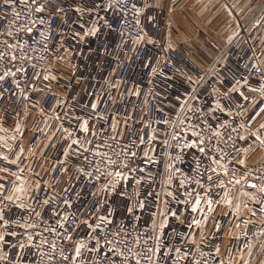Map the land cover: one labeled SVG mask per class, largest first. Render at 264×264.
<instances>
[{"label": "built area", "instance_id": "1", "mask_svg": "<svg viewBox=\"0 0 264 264\" xmlns=\"http://www.w3.org/2000/svg\"><path fill=\"white\" fill-rule=\"evenodd\" d=\"M46 2L48 0H39L41 4ZM132 3L138 8H143L145 3L150 6L144 8L140 16H136L131 9ZM60 4L65 11L59 18L53 19L51 38L48 40L49 49L57 50L53 54L43 46L44 37L49 36V29L39 24L40 16H47V13L37 14L33 8L21 5L19 0H16L14 10L8 9L4 5V0H0V33H4L0 35V51L5 50L3 40L8 39L10 43L19 42L17 56L21 55L22 50L29 57L28 62L18 60L16 64V67L22 64L28 67L27 76L18 73L15 81L9 77L0 82V93L3 94V99L0 100V126L12 132L17 126H24L11 144L16 149L22 147L27 133L32 135V144L43 146L41 150L35 152L31 168L36 173L43 167L52 170L40 175L43 177L42 184L52 183V190H45L49 197H57L52 207L66 197L62 188L68 187L71 195L66 198L72 200L73 209H65L60 203L59 206L64 211L69 213L74 211L78 216L81 214L86 216L94 208L97 209L96 214L105 213V210L112 213L109 216L112 224L102 225L105 232L101 234V243L104 244V237H107L113 239L114 247L123 249L126 254L131 248L141 259V264H174V251L170 255L169 249L174 250L177 247H182L183 251L191 250L196 259L201 260V264L204 259L208 260V264H229L230 261L231 264H264V235H260L264 232V214L257 212L255 217L250 213L238 216L232 210H227L226 215L216 213L211 215L204 229L203 241L197 242L200 252H195L191 236L199 229L194 226L190 229L189 224L193 217L195 219L202 217L199 213L190 214V204H186L185 201L194 203L199 194L202 197L201 209L206 212L203 203L206 193L204 189L187 181L186 189L178 187L179 181L185 179L188 174H191V178L201 179L194 171L199 153L195 149H185L183 154L179 151L184 139L190 138V132L186 137L184 131L187 128V117L191 116L188 109L203 107L210 111L219 98L215 89L223 91L224 87L233 85L240 87L249 97V101L244 104L248 109L246 113L238 108H234V111L241 112L247 117L255 111V108L250 106L251 101L256 100L259 105V94L249 92L247 87H244V81L247 80L252 87H257L258 82L264 83L260 81V72L254 68L257 64L264 68V11L251 29L239 22L236 32L231 36L232 42L227 41L222 47H213L214 55L208 59V65L201 68L191 59L192 48L188 44L181 43L172 48L168 47V34L171 29L166 23L165 14L157 11L154 0H128L126 6L117 4V0H60ZM110 4L113 7H109ZM77 7L83 9V12H76L74 9ZM13 11L19 12L20 16H14ZM149 17L153 18L147 21L146 18ZM32 19H36L37 23L31 24ZM9 20L12 21L11 28L5 27ZM25 25L33 28L30 35L22 30ZM94 27L98 31L92 35L90 30ZM9 30L15 33L13 37L6 36ZM42 31L44 37L40 36ZM163 31L164 36L161 34ZM236 33L238 35H235ZM36 40L40 43H34ZM149 40L153 42L149 43ZM57 57H68L71 69L57 68L55 66ZM30 64H35L36 68H32ZM6 68L15 71V67L10 63L0 62V74ZM153 68L157 70L155 75L152 72ZM35 73H39L41 79L33 80L32 76ZM45 74L50 77L56 76L52 84L51 78L43 80ZM220 81L224 82L223 85ZM16 82H19L20 89L16 88ZM32 84L44 91L34 90ZM55 87L62 88L63 92L56 91ZM137 90L140 92L138 97L129 94ZM185 101H188L187 105ZM92 104H97L95 111L91 107ZM100 115L105 116V119L101 121L94 119ZM216 115L221 116L219 112ZM57 116L60 119L57 120ZM83 119L89 120V128L97 132L96 136L80 131ZM221 119L225 118L221 116ZM226 119L231 121L232 117ZM236 119L240 121L241 117L237 116ZM180 121L185 122L182 124ZM111 124L119 126L122 139L113 141L110 138L115 134L111 131ZM64 129L68 131L65 132ZM165 132L168 133L167 136ZM68 133L72 135L69 136ZM173 133L182 139L180 141L172 139ZM86 136L93 141L91 146L85 143ZM73 139H79L83 147L72 144ZM101 141L110 146H102L101 150L107 152L113 159H116V154L121 152L122 148L125 151L129 149L135 151L137 156L134 163L145 171L128 173L127 169H123L128 179L126 182L116 181L115 192H100L99 185L93 184L87 177L73 180L69 186L61 174V182L56 183L53 176L62 168H69L70 175L75 177L78 167L91 171L93 161H99L106 172L114 173L117 168L107 166L106 161L92 154V148ZM249 142H252L251 138ZM231 145L232 142L228 141L227 154L222 161L228 168V175H222L223 169H220L221 176L212 173L213 188L207 195L212 196L214 206L226 191V188L215 186L221 181V177L224 183L227 179L232 181L240 179L246 184L248 181H254L257 185H264V155L257 161H252L250 157L253 152L245 151L244 141L236 142V146L241 149L239 152ZM85 147L89 148V151L85 152ZM220 147L225 148V144L221 142ZM256 147L257 145L255 149ZM65 152L68 153L67 157L64 156ZM145 152L157 162H145L143 155ZM0 154L14 156L15 152L9 154L7 148L0 145ZM177 155H181L183 163L175 160ZM65 159L67 163H62ZM236 160H245L247 167L236 163ZM172 162H175L181 172L175 174L172 185L169 186L167 179L171 172L167 166ZM25 163L26 159L22 157L21 166L23 167ZM120 163L121 160L116 159V164ZM207 164L208 161L204 160V165ZM0 166L5 165L0 162ZM200 171L205 173V178L201 179V183L205 184L206 168L201 167ZM134 178L141 179L142 183L137 185ZM113 180L114 175H105L100 183L107 187ZM165 190L172 191L178 198L169 199V204L179 219L170 216L167 225L161 228L157 215ZM137 192L139 197L136 195ZM149 193L151 195H148ZM97 201L103 205L102 209L97 207ZM141 201L144 204L143 211L138 207ZM119 207L121 211L118 212ZM8 215L20 223L36 222L35 217L29 219L26 211L15 207ZM213 222L220 225V231L215 230ZM39 223V228L29 232L13 225L18 236L7 237L8 243L0 245V251L6 256L0 260V264H15L14 258L17 255L21 258V264H35L41 261L36 246L40 245L42 239L55 242L59 247L63 237L54 236L46 231V226H56V218L45 211L44 219ZM237 224L240 225L239 228L235 226ZM230 229L233 231L225 252H220L219 256H216V247H222ZM36 232L42 235L36 236L32 241L33 246H26L22 253L18 252V248L11 247L14 239L18 243L27 244V235ZM87 232L88 230L81 226L77 235L85 238ZM112 233H119V236L114 238ZM137 237L139 247L136 246ZM183 237L188 239L185 240ZM152 248L159 249L155 255L147 251ZM41 250L48 251L47 244ZM243 253L244 257L240 258ZM84 259L91 264V256L86 251L82 254V260ZM116 259L119 260L118 257ZM176 264L185 262L177 261Z\"/></svg>", "mask_w": 264, "mask_h": 264}, {"label": "snow or ice", "instance_id": "2", "mask_svg": "<svg viewBox=\"0 0 264 264\" xmlns=\"http://www.w3.org/2000/svg\"><path fill=\"white\" fill-rule=\"evenodd\" d=\"M19 3L23 5L25 8H33L35 13L37 14H44L47 13V16L41 15L39 18V24L41 26H47L49 29V36L44 37V32H40V36L44 37V48L55 54L56 49H49L48 47V40L51 38V28H52V21L53 19L59 18L61 13H64V8L60 4V0H48V2L41 4L39 0H19ZM16 0H4V5L8 9H15ZM117 4L121 6H126L128 4V0H117ZM147 3L143 5V8H138L135 3L131 4V9L133 10L136 16H140L144 10V8L149 7ZM159 7V5H156ZM109 7H113V5H109ZM76 12H83V9L77 7L74 9ZM12 14L16 17L20 16V13L17 11H13ZM7 18V15L6 17ZM37 20L32 19L31 24H36ZM139 23V20H137ZM12 21L9 20L5 27L11 28ZM83 27V25H81ZM22 30L27 32L29 35L33 32V28L30 26H23ZM98 31L97 28H92L90 30V34L95 35ZM0 35H4V33H0ZM15 33L9 30L6 33L7 37H13ZM235 35H238L236 33ZM233 37H229L228 42H232ZM152 40H149V43H152ZM34 43L39 44L40 41L36 40ZM5 50L0 51V62H4L5 64H11L15 67V71L11 68H6L5 71L0 74V82H4L9 77L15 78L19 73L22 76L28 75V67H25L23 64L20 67H16L17 61H29V57L23 53L21 50V55L17 56L16 51L18 48L17 43H10L8 39L3 40ZM25 46L27 43L25 42ZM169 48H172V44L169 43ZM43 58V57H41ZM58 59H62V57H57ZM32 68H36L35 64H30ZM254 68L260 72V81H264V68H261L259 64L254 65ZM156 68L152 69L153 74L156 73ZM56 79V76H49L45 74L43 76V80L47 81L49 79ZM33 80L41 79L39 73H35L32 76ZM223 81H220V84L223 85ZM237 85H239V81H237ZM17 89H20L19 82L15 83ZM31 87L39 92H43V89H37L35 84H32ZM244 87H247L249 92L258 93L260 96L259 105L256 100H252L250 106L255 108V111L245 117L241 112L234 111V108L243 109V112L246 113L248 111L247 108L244 107V104L249 101V97L245 95V92L241 90L240 87L233 85L224 87L223 91L220 89H215L217 96L219 97L215 101V106L211 107L210 111H206L203 107L197 108H189L188 111L191 112V116L187 117V128L184 129L185 136H188L190 132V138L184 139L182 146L180 147L179 151L183 154L185 149H195L199 153V159L196 160L195 165V173L201 179L205 178V173L201 172V167L206 168V183L202 184L201 179H194L191 178V174L185 176V179L179 181V188L186 189V181L188 183H193L198 187L204 189L206 193V198L203 199V203L206 207V212L201 209L202 197L198 194L194 200V203L185 201L186 204H190V214L192 213H199L202 219H195L194 217L189 224V228L191 229L193 226L196 229L200 230V240L201 242L204 239V229L209 222V218L211 215H214L216 212V207L223 206L226 209L235 208L237 214L240 212V204H233V200L230 198L229 193L224 191L223 196L215 202L210 194L213 188V175L212 173H216L217 176H221L220 169H223V176L228 175V168L225 164L222 163L224 160V156L226 153V148L228 146V141L232 142V147L237 151H241L239 147L236 146L237 140L244 141L247 143L248 149L253 147V143L258 142L261 148H264V123H260L258 127L253 130L252 124L255 122L257 118L264 114V83L258 82L257 87H252L247 80L244 81ZM7 91V90H5ZM130 95L139 96L140 92L134 91L129 93ZM236 94V95H234ZM3 99V94L0 93V100ZM28 99V97H25ZM188 101H185V105H187ZM35 106V105H34ZM92 109L95 111L97 108V104L91 105ZM183 111V108L181 109ZM219 112L222 117L225 119H221V116H217L216 113ZM240 116L241 120L237 121L236 117ZM227 117H232V120L229 121L226 119ZM56 119H60L59 116ZM77 119H80L77 117ZM94 119L97 121H101L105 119V116H95ZM179 119V117L177 118ZM185 121H180V123H184ZM167 123V121H165ZM111 131L115 133L111 135L110 138L113 141L118 139H122V135L119 132V126L117 124H111ZM125 127H127V123H125ZM175 127V125H173ZM2 130V129H0ZM16 131H20L19 126H17ZM67 132V129H64ZM80 131L85 134H89L91 136H96L97 132L93 129L89 128V120L83 119L80 123ZM225 132H227V137H225ZM235 134V135H234ZM69 136L72 133H68ZM168 133L165 132V136ZM194 138V139H193ZM253 141V143H248L249 139ZM13 140L16 138L13 137ZM141 142L143 138L141 137ZM172 139L180 141L182 139L181 136L173 133ZM2 141V138H0ZM5 148H7V152L9 154L14 153L15 155H8V154H0V162L3 163L5 166H0V245H4L8 243L7 237L16 238L18 233L13 229V225L17 228L23 229L25 232H29L32 229H36L40 227V223L44 219V212L47 211L52 217L56 218V226L48 225L46 226V231L51 233L54 236H61L63 237L59 247L55 242H49L47 240L42 239L40 241V245L37 247L38 256L41 261L35 262V264H89L87 259L82 260V254L86 251L91 256V264H141V259L138 255L134 254L132 249L129 248L127 250V254L125 251L119 247L113 246V239H108L104 237V244L101 243V234L105 232V228L102 225H111L112 221L109 219V216L112 215L110 212L96 214L97 209L94 208L90 211L86 216L84 214L77 215L76 212H66L62 209L59 204L62 203L65 209H73V202L72 200L66 198L70 196L71 193L69 192L68 187H63L62 191L66 194V197L59 201V203L55 204V207H52L53 203L57 200V197H49L45 190H52V183L47 182L42 184L41 181L43 177L40 176L39 173H36L31 167L27 169L29 173H32L33 179L32 182L29 183V179L24 176L25 168L21 166L22 164V157L24 156V148L19 147L18 149L14 148L13 146L9 145L6 141H2ZM221 142L225 144V148H221ZM85 143L89 146L93 144L91 139H88L87 136L85 137ZM166 143V142H165ZM72 144L81 145L79 139H73ZM103 147H110L106 144V142L101 141V143H97L94 148H92V154L95 157H98L100 160L106 161L107 166L115 167L117 170L113 172H106L104 168L101 167L99 161H93V168L91 171H86L83 167H78L76 169L77 176L73 177L70 175V169L64 167L60 170V172L55 173L53 179L56 183H60V176H63L67 180V184L69 186L72 185L73 180H77L81 177H87L93 184L99 185L100 192H115L117 184L116 181H127L128 176L125 174L123 169H127L128 173L133 172H144L143 168H138L134 160L137 156L135 151H125L123 148L121 152L116 154V159L121 160L119 165L116 164V159H113L112 156H109L107 152L101 150ZM71 145H69V148ZM84 151H89V148L85 147ZM247 151V150H245ZM68 153L65 152L64 156L67 157ZM145 162H153L156 163L157 161L152 160L151 157L148 156V153L145 152L144 154ZM169 159L172 160V157L169 156ZM175 160L180 161L183 163L181 155H177ZM204 160L208 161L207 165H204ZM231 162V161H230ZM62 163H67L65 159ZM236 163L247 167L245 160H236ZM171 174L168 176L167 184L169 186L172 185L173 178L176 173L181 172V169L176 167L175 162L170 163L168 166ZM13 168L15 170H13ZM45 171H52L50 169H45ZM105 175H114L115 180L110 182V184L106 187L105 184L100 183L101 179ZM245 182H247V178L245 177ZM134 182L139 185L142 183L141 179L134 178ZM232 182V181H229ZM235 184H241L240 179H236L234 181ZM218 188L225 189L226 184L223 182L221 177V181L215 185ZM247 187L249 189L255 190L254 192L250 191H243L242 195L247 197L248 200L252 203L253 207H248L247 204L244 205L245 210L250 213L251 216L255 217L257 212L260 214H264V185H257L256 183H247ZM43 193V195H42ZM137 197H139V192L136 193ZM148 195H151L149 193ZM167 195L170 196L173 200H177V196L172 191L167 192ZM191 195V193H188ZM131 199V197H128ZM167 203V201H165ZM259 206L258 208L256 206ZM15 207L26 211L29 215V219L35 217L36 222L32 223H20L19 220H15L14 218L10 217L8 213L11 209ZM97 207L103 208V205L97 201ZM138 207L141 211L144 209L143 202L138 203ZM39 209V210H38ZM131 211V209H128ZM172 217L177 216L176 212L170 213ZM222 214H227L224 212ZM183 222V221H182ZM250 222V221H248ZM83 226L85 227L88 232L86 233L85 238H81L77 235V231L79 228ZM237 228L240 227L239 224L235 225ZM213 227L216 231H220V225L213 222ZM95 233L96 235L93 236L92 234ZM42 235V233L36 232L30 235H27L26 240L27 244L25 243H18L15 241L12 242V248H18V252H23L26 246L31 247L32 241L35 239L36 236ZM260 235H264V232H261ZM112 236L115 238L119 236V233H112ZM183 239L187 240L188 237H183ZM94 241V242H93ZM118 243V241H117ZM47 244L48 251H43L41 248ZM136 246L139 247V238L137 237ZM192 246L195 249V252H200V248L197 245L196 236L192 234ZM158 248L148 249L147 251L151 252L153 255L158 251ZM174 251V264L177 261H184L185 264H201V260L196 259L195 255L191 250L183 251L182 247H177L174 250L169 249V254H173ZM220 248L216 247L215 255L219 256ZM202 255H206L203 254ZM119 258L117 261L116 258ZM5 257L0 256V260H3ZM15 264H21V258L17 255L15 258ZM151 260V257H149ZM203 264H208V260L204 259ZM231 264V261L229 262Z\"/></svg>", "mask_w": 264, "mask_h": 264}, {"label": "crops", "instance_id": "3", "mask_svg": "<svg viewBox=\"0 0 264 264\" xmlns=\"http://www.w3.org/2000/svg\"><path fill=\"white\" fill-rule=\"evenodd\" d=\"M154 2L155 5H159V7L156 6L157 11L165 14L166 23L171 29L168 34L169 43L172 46H178L181 43L188 44L192 48L191 59L201 68H205L208 65V59L214 55L213 47H222L228 41L229 37L236 32L239 22L247 26L248 29H251L259 19L262 11H264V0H154ZM152 18L149 17L146 19L150 21ZM161 34L164 36V31ZM55 66L66 70H70L72 67L68 57L58 59ZM50 80L52 84L53 79ZM55 89L58 92H63L60 87H55ZM260 123H264V115L258 119L252 129L255 130ZM19 128L21 130L24 126H20ZM0 129H2L0 130V138H2V141H6L11 145L13 143L12 138L17 136L18 131H8L2 126H0ZM31 138V133H27L22 145L25 150L23 157L26 159V163L23 166L26 170L24 176L29 179V183L32 182L34 177L27 169L32 165L35 152L43 148L41 144L36 146L32 144ZM2 141H0V145H3ZM249 143H253V141ZM256 145L257 147L255 149ZM245 150H247V153L250 151L253 152L250 157L252 161H257L264 155V148H261L258 142L253 143L251 149H248L247 143H245ZM39 174H45V167L40 169ZM0 175L3 174L0 173ZM229 181L232 180L227 179L225 183L226 191L229 193L234 205L237 203L240 204L239 214L236 213L234 207L230 210L238 216L248 215L249 213L245 210L244 205L247 204L248 207H252V203L247 197L242 195V192H254L255 190L249 189L246 183L241 182V184L237 185L234 181ZM167 192L169 191H164V198L157 215L161 228L167 225L169 217L171 216L170 213L173 212L169 204L171 197L167 195ZM117 210L118 212L121 211V207ZM227 210L229 209L218 206L216 207L215 213L222 215ZM233 229H230L229 235L220 248L221 253L225 252V247ZM194 234L198 242L200 240V230L195 231ZM244 255L245 253L240 255V258H243ZM0 256L6 257L1 251Z\"/></svg>", "mask_w": 264, "mask_h": 264}, {"label": "water", "instance_id": "4", "mask_svg": "<svg viewBox=\"0 0 264 264\" xmlns=\"http://www.w3.org/2000/svg\"><path fill=\"white\" fill-rule=\"evenodd\" d=\"M247 183H255L254 181H248Z\"/></svg>", "mask_w": 264, "mask_h": 264}]
</instances>
